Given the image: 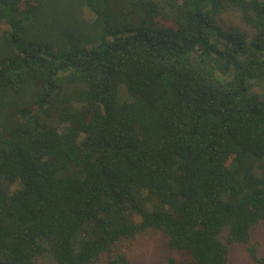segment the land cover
Wrapping results in <instances>:
<instances>
[{
    "label": "trees",
    "instance_id": "1",
    "mask_svg": "<svg viewBox=\"0 0 264 264\" xmlns=\"http://www.w3.org/2000/svg\"><path fill=\"white\" fill-rule=\"evenodd\" d=\"M82 2L66 51L23 39L41 0H0V264H130L156 232L194 264L235 244L264 264V0ZM142 189L161 207L135 222Z\"/></svg>",
    "mask_w": 264,
    "mask_h": 264
},
{
    "label": "rangeland",
    "instance_id": "2",
    "mask_svg": "<svg viewBox=\"0 0 264 264\" xmlns=\"http://www.w3.org/2000/svg\"><path fill=\"white\" fill-rule=\"evenodd\" d=\"M43 13L31 18L23 33L26 43H36L54 47V50H66L75 44L76 40L68 41L66 32L73 31L77 34L90 30V22L95 16L87 8H83V0H41ZM132 100L126 86L119 85L117 102L122 103ZM5 187L15 191L21 187L19 182L5 184ZM137 202L144 209L161 207L157 199L146 189L139 190L136 200L128 202L129 216L139 222L141 216L134 212ZM84 239L79 235L78 240ZM260 241L259 255L264 256V222L253 230V241ZM130 258V264H165L169 256H174L179 264H194L189 254L182 251H172L167 247L166 236L161 232L141 236L134 242H124L122 245ZM44 264H56L51 258L44 260ZM95 264H105L103 261ZM230 264H255L250 258L244 245L235 244L232 248Z\"/></svg>",
    "mask_w": 264,
    "mask_h": 264
}]
</instances>
